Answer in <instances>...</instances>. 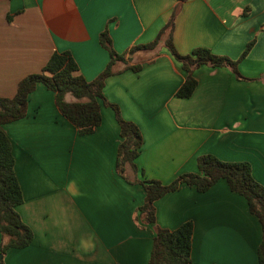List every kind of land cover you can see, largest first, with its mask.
I'll list each match as a JSON object with an SVG mask.
<instances>
[{
    "label": "crops",
    "instance_id": "1",
    "mask_svg": "<svg viewBox=\"0 0 264 264\" xmlns=\"http://www.w3.org/2000/svg\"><path fill=\"white\" fill-rule=\"evenodd\" d=\"M175 8L179 55L206 48L236 60L254 40L237 67L243 80L202 65L192 73V95L175 96L186 75L163 39L135 50L156 38ZM103 30L123 56L103 95L141 133L137 172L116 171L121 138L110 108L101 104L100 125L80 135L53 93L36 85L26 116L2 126L22 194L15 209L33 235L27 247L6 250L2 264H147L155 228L188 221L191 264H258L260 224L224 180L203 193L182 185L164 195L153 204V225L138 208L140 180L166 185L197 173L201 155L247 163L264 187V0H0V98L11 99L53 53H69L77 73L94 80L109 61L98 41Z\"/></svg>",
    "mask_w": 264,
    "mask_h": 264
},
{
    "label": "trees",
    "instance_id": "2",
    "mask_svg": "<svg viewBox=\"0 0 264 264\" xmlns=\"http://www.w3.org/2000/svg\"><path fill=\"white\" fill-rule=\"evenodd\" d=\"M178 4L187 0H175ZM176 9L173 10L168 22L149 44L138 49L150 50L161 39L171 56L181 64L185 72V80L175 93L177 98H189L197 86L193 71L202 66L225 67L230 69L238 80H243L238 72V64L247 56L254 40L250 41L236 60L213 54L206 48H196L189 54L179 55L172 44V32ZM99 45L108 53L109 61L105 69L92 81H86L79 75L77 66L69 53H53L46 65L38 74L21 79L11 99L0 98V255L8 249H23L33 238L32 232L26 227L16 207L22 202V194L14 173V160L11 145L2 130V126L18 121L26 116L29 95L36 85L44 86L53 93L55 106L60 115L78 130L80 135L90 134L101 123V104L110 108L119 127L121 141L117 147L116 171L124 177L129 169L137 172L135 159L142 146V137L138 127L124 121L119 108L106 101L103 88L107 78L115 74L114 65L123 60L111 46L106 30L98 37ZM138 71L139 67L131 68ZM197 173H186L178 176L169 184L156 180H140L144 191L142 205L138 208L141 220L148 225L155 223L154 202L164 195L174 192L185 185L203 193L219 180H224L232 193L242 197L251 215L257 218L261 227V241L256 250L258 264H264V187L258 184L251 175L247 163H226L212 155H201L196 158ZM125 180L129 181L127 178ZM193 225L184 222L175 230L156 227L150 256L147 264H191V239ZM2 264V260L0 261Z\"/></svg>",
    "mask_w": 264,
    "mask_h": 264
},
{
    "label": "water",
    "instance_id": "3",
    "mask_svg": "<svg viewBox=\"0 0 264 264\" xmlns=\"http://www.w3.org/2000/svg\"><path fill=\"white\" fill-rule=\"evenodd\" d=\"M0 261H1V255H0Z\"/></svg>",
    "mask_w": 264,
    "mask_h": 264
}]
</instances>
